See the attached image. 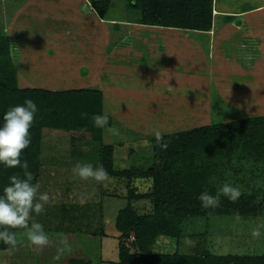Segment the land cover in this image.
Here are the masks:
<instances>
[{"label": "trees", "instance_id": "16d2710c", "mask_svg": "<svg viewBox=\"0 0 264 264\" xmlns=\"http://www.w3.org/2000/svg\"><path fill=\"white\" fill-rule=\"evenodd\" d=\"M111 1L91 0V8L100 19H104ZM125 1L127 9L137 12V17L131 21L134 24L200 32H207L212 26L213 0ZM7 3L9 1L4 0V7ZM12 39V35H7L0 29V126L3 124V115L9 108L23 105L28 98L34 100L38 112L30 130L31 143L21 155V161L26 160L29 164L28 170L34 176L33 183L39 182L43 166L54 163L47 162L42 155L45 136L60 137L61 143L58 146L68 141L66 154L57 158V165L61 164L65 168L68 166L67 170H70L72 159L76 157L77 163L86 161L96 165L94 167L102 165L110 178L126 182L123 197L125 205L117 210L113 223L116 264H264V255H212L199 245L190 248L188 254L179 252V247L171 253H155L153 250L161 238L179 242L181 224L186 219L236 216L237 212L239 217H256L259 214V205L255 196L250 193L241 194L235 202L221 196L220 206L217 208H204L198 197L205 191L216 194V188L210 184L213 169L235 148H246L256 158L264 161V116L163 133V139L168 141L166 150L159 146L155 136L149 137L152 145L150 166L144 171L117 169L113 165L114 147L103 141L104 132H108L107 128L115 126L116 122L105 112L101 92L88 89L46 90L19 87L17 52L14 58ZM94 115L107 116L108 125L104 128L96 127L92 120ZM76 142L84 144L86 148L81 150L80 146L75 145ZM91 143H95V146H91ZM87 148L92 153L88 152L86 157L83 151ZM200 154L205 157L198 158L200 161L197 164L196 158ZM13 174L22 176L23 170L0 164V194ZM133 181H138V187L133 185ZM145 181L150 182L151 188L149 191L146 189L147 192H141L140 185ZM105 196L119 199L122 195L109 193ZM138 201H146L149 204L148 209L145 207L148 211L139 213L134 207ZM60 209L63 210V206ZM9 230L17 232L18 239L23 240V243L10 250L9 245L0 241V252L10 250L16 253L26 246L27 240L22 229ZM102 230L101 227L99 242L107 237ZM48 234L50 237H60L58 234ZM63 235L67 236L71 250L61 256L59 264H89V258L77 244L74 235L67 232ZM24 260V264L31 261ZM38 260L41 263L47 262L45 256H39Z\"/></svg>", "mask_w": 264, "mask_h": 264}, {"label": "crops", "instance_id": "0c3cea01", "mask_svg": "<svg viewBox=\"0 0 264 264\" xmlns=\"http://www.w3.org/2000/svg\"><path fill=\"white\" fill-rule=\"evenodd\" d=\"M21 1L11 22L13 35L21 41L18 86L98 90L105 112L126 127L122 117L130 114L139 118L190 115L188 128L171 132L191 129L189 125L202 113L208 116V84L215 78L227 80L228 72L244 74L235 63V58L240 59L239 44L240 50L247 51L244 57L251 60L253 71L259 62L264 67V0H213L212 26L207 32L100 19L91 0ZM124 194L106 199L121 201L123 208ZM116 262L117 258L101 260V264Z\"/></svg>", "mask_w": 264, "mask_h": 264}, {"label": "rangeland", "instance_id": "374dc122", "mask_svg": "<svg viewBox=\"0 0 264 264\" xmlns=\"http://www.w3.org/2000/svg\"><path fill=\"white\" fill-rule=\"evenodd\" d=\"M8 1L9 3L5 7L4 0L0 2V29L7 35L12 34L11 47L15 58L16 52L18 55V46L21 41L20 38L13 35L15 29L11 26V22L15 10L23 4V1ZM126 4L125 0H112L106 17L109 19L133 20L137 17V12L127 9ZM224 47L221 46V48ZM240 49L241 45L239 44L236 53L240 56L241 61L235 58V63L242 68L244 74L239 71L236 75H231L228 72L227 80L215 78L211 81L208 84L210 92L208 116H204L207 115V112L202 113V118L197 122H193V125H189V128L201 125L203 122L208 125L231 120L239 121L252 116H264V67H260L261 63L259 62L256 70L253 71L251 60L244 57L247 51L243 48ZM219 50L221 49L219 48ZM249 52H252L253 56V51ZM217 55L218 50L215 51V58ZM226 57L225 66L227 67L229 53ZM262 65L264 66V64ZM243 108H246V111L242 110ZM188 117L192 116L189 115ZM188 117L151 115L139 118L138 116L134 117L132 114L122 117L125 119V123L128 122L129 126L126 127L122 123L116 122L115 127L119 129L120 134L116 136L110 132H104L103 135L104 144H110L114 147L112 155L114 167L138 171L146 170L152 161V145L149 137L154 136L153 129L158 128L162 134L177 129H186L189 124V122L187 123ZM193 117L194 120L197 119L195 116ZM43 141L42 155L47 162L54 163L45 165L41 169L39 177L40 191L48 192L53 199L45 206L43 213L38 216L34 215L35 221L41 223L47 233L61 236L67 232L74 235L77 244L84 249L89 258V264H101L102 259L117 258L113 223L116 210L121 208L122 203L112 199L110 204L105 195L109 193L124 194L126 182L124 180L120 182L114 178H110L109 181L105 182H96L92 179L81 180L74 177L71 169L77 164L76 157L72 159L70 170H67L68 166L65 168V166L55 163L57 158L62 157V154H66L65 152L68 149L66 143L68 141L66 140V143L64 142L60 146H58L61 143L60 137L45 136ZM145 141H147V144L144 143ZM94 144L91 143V146H95ZM75 145L80 146L81 150L86 148L82 143ZM89 150L90 148H87L83 151L86 157L88 152L92 153ZM204 157L201 154L197 155L195 163L198 164L200 159H204ZM198 158L200 159L197 160ZM84 163L87 162L84 161ZM135 182L133 181V185L138 187V181L136 184ZM146 182L140 185L141 192L151 188L150 182ZM210 182L217 191L224 183H230L233 186H239L242 194L250 193L254 195L259 205V214L256 217H240L238 220L236 216L186 219L181 224L179 242L170 238L158 239L155 244L156 247L153 249L154 252L171 253L179 247V252L183 251L188 254L190 248L199 245L212 255H264V228L260 229L261 236L259 238H253L251 234L254 228L264 224V161L256 158L246 148H235L232 153L224 156L216 164ZM82 199L83 202H81ZM113 203L117 206H113ZM148 205L146 203L143 205V202H140L139 204L135 203L134 207L138 209L139 213H144L148 211ZM61 206H63V210L60 209ZM101 227L104 234L107 235L102 243L98 241ZM22 231L25 232L26 230L22 229ZM91 234L94 236H91ZM51 238L54 239L55 243L39 252L34 251L33 246L29 245L28 241H26V246L16 253L10 250L0 252V264H24V259H31L29 264H59V260L54 259L59 241L55 237ZM130 239H132V236ZM39 256H45L47 262H39Z\"/></svg>", "mask_w": 264, "mask_h": 264}, {"label": "clouds", "instance_id": "9594fccd", "mask_svg": "<svg viewBox=\"0 0 264 264\" xmlns=\"http://www.w3.org/2000/svg\"><path fill=\"white\" fill-rule=\"evenodd\" d=\"M38 108L34 100L25 99L23 105L11 107L3 115V124L0 126V164L7 168H21L23 175L13 174L9 178V184L3 188L0 194V241L15 249L23 240L18 239V233L9 229H24L23 235L33 246V250L39 252L43 248L55 243L54 239L45 232L41 223L36 222L34 215H40L45 211V206L53 199L48 192H41L39 182L33 183L34 176L29 171L28 162L21 161V155L30 146V130L33 126ZM96 127L104 128L108 125V117L94 115L92 117ZM108 132L118 136L119 129L115 126L107 128ZM86 131V129H82ZM153 135L159 146L166 150L168 141L163 139V134L158 128L153 129ZM147 144V141L144 142ZM71 172L74 177L81 180H95L96 182L109 181L107 170L101 165L94 167L91 163H77ZM239 186L224 183L215 195L203 192L199 197L204 208H217L220 206L221 196L228 197L235 202L241 196ZM83 202V199L82 201ZM239 213H236L238 220ZM264 224L258 225L252 231L253 238L261 236L260 229ZM59 241L55 260H60L61 256L70 251L67 236L61 235L56 238Z\"/></svg>", "mask_w": 264, "mask_h": 264}, {"label": "bare ground", "instance_id": "6f19581e", "mask_svg": "<svg viewBox=\"0 0 264 264\" xmlns=\"http://www.w3.org/2000/svg\"><path fill=\"white\" fill-rule=\"evenodd\" d=\"M108 96H109V95H108ZM109 97H110V96H109ZM111 98H112V97H111ZM111 98H110V99H111ZM108 99H109V98H108ZM111 102H112V101H111Z\"/></svg>", "mask_w": 264, "mask_h": 264}]
</instances>
